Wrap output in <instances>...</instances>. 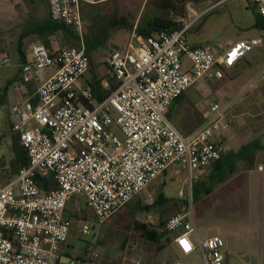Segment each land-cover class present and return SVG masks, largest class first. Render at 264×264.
I'll list each match as a JSON object with an SVG mask.
<instances>
[{"label": "built area", "instance_id": "obj_1", "mask_svg": "<svg viewBox=\"0 0 264 264\" xmlns=\"http://www.w3.org/2000/svg\"><path fill=\"white\" fill-rule=\"evenodd\" d=\"M113 1L48 0L49 14L82 38V5ZM249 1L264 21V0ZM190 26L149 38L134 30L105 59L119 86L103 101L96 100L91 85H78L92 63L83 41L80 47L55 51L35 44L26 52L12 88L18 92L33 84L36 91L13 104L10 115L29 164L11 176L0 160V264H60L71 233L65 213L76 198L93 212L98 236L106 222L162 175L186 172L184 183L192 186L222 159L234 101L226 96L203 101L204 123L190 134L175 126L169 110L200 80L222 78L262 41L195 47L188 39ZM184 58L191 63L188 71ZM7 63L0 60V67ZM91 230L84 222L81 236L87 238ZM164 230L174 236L181 254L199 251L203 264H229L225 240H202L189 206L170 217ZM99 258L94 248L80 264H101Z\"/></svg>", "mask_w": 264, "mask_h": 264}, {"label": "rangeland", "instance_id": "obj_2", "mask_svg": "<svg viewBox=\"0 0 264 264\" xmlns=\"http://www.w3.org/2000/svg\"><path fill=\"white\" fill-rule=\"evenodd\" d=\"M12 1L14 0H0V60L8 59V63L0 67V160L2 159L1 161L7 165L9 174L14 176L17 172V164L12 157L14 150L12 126L16 121L10 115V106L5 100V88L18 72L19 33L32 26L34 20L28 12V0H20L19 3ZM148 1L117 0L105 4L103 12L125 18L131 24H137L145 12ZM155 1L158 0L150 1L148 13L153 10ZM186 11L188 15L182 21L185 25H191L188 34L191 45L210 43L228 47L238 41L262 39V44L249 55V62L244 63L240 69L226 71L217 81L211 80V87H226L232 94L233 100L229 101H234L231 109L234 123L228 144L238 149L240 145L250 142L264 143V25L257 6L249 0H192L187 3ZM20 24L22 26L19 27ZM89 25L90 23H86V28ZM124 31L127 32L128 42L132 32L122 30ZM61 36L56 39L57 47L61 49L79 47L78 44L66 46ZM105 54L106 52L101 50L93 55L95 80L96 77H103L102 71L107 58ZM51 72L52 70H47L46 73ZM85 78L90 81V74ZM187 95L192 96V102L177 105L170 117L177 127L179 120L188 125L199 121L195 110L191 108L187 111L190 105L195 107L198 101L196 87L190 88ZM3 135L7 136V143L1 141ZM5 155L7 157H4ZM186 178V172L178 176L162 175L106 222L98 236L96 234L99 229H92L87 238L81 236L83 221L93 226L96 224L95 216L83 201L69 203L68 213L72 216L71 233L69 242L61 254L60 264H79L80 260L88 256L87 252L94 248L100 256L101 264L104 262L105 264H136L137 261L141 264H176L177 262L203 264L199 251L190 256L182 255L173 246L172 235L166 234L161 243H155L146 239L138 230V226L145 225L149 230L165 234L161 222H166L186 204L192 211L195 226L202 240L218 235L220 227L225 228L227 234L223 239L229 242V234H231V241L239 244L240 252L244 255L239 264H259V256L256 255H259L260 249L264 247V202L260 200L256 204V210L254 208L253 211L252 202L248 203L247 190H241L237 194V191L230 186L212 197L194 202L193 189L206 180H200L191 186L184 183ZM227 188L234 190V195L228 204H225ZM161 194L164 197L163 201L159 200ZM149 206L155 208L150 210ZM77 215L81 217H76ZM230 258V264H233V256L231 255Z\"/></svg>", "mask_w": 264, "mask_h": 264}, {"label": "crops", "instance_id": "obj_3", "mask_svg": "<svg viewBox=\"0 0 264 264\" xmlns=\"http://www.w3.org/2000/svg\"><path fill=\"white\" fill-rule=\"evenodd\" d=\"M19 1L20 0H14L12 2L19 3ZM28 1H29V5H28L29 6V10H28V8H27V10H28L30 16L32 15L31 18L34 20V24L32 26H28V28L25 31L19 33V37H18V41H17L18 42V51L20 53V59H19V64H18V72L16 73L13 81L10 84H8V86H7L8 89H7L6 96H5L6 102H7V104L10 107L13 104H16V103H18L20 101H23L26 97H28L29 95L33 94L34 91H36V87L33 84H29L27 86V88L23 89V91H18V92L14 91L13 88H12L15 79L17 78V76L20 73V66H21V63H22L23 54L26 55V52H28L31 49V47L33 45H35V44L44 45L48 49H50L52 51L61 49V48L57 47V41H56V39L59 38L60 34H54L53 32H50V31H44L43 32V37H40V35L34 33V30L36 28L35 26H37V25L39 26L41 23L45 22L50 17L48 0H28ZM18 6H19V4L17 5V7ZM26 23H27V20H26ZM18 26L20 27V26H22V24H20ZM126 38H127V32H125V31L124 32H122V31L121 32H118V31L114 32L112 34L111 40L108 43L107 47L102 49V51L106 52V54L109 55L111 52L116 50L119 46L125 44L127 42ZM256 40H262V39H256ZM193 46L198 47V46H202V45H197L196 44V45H193ZM67 48H69V47H67ZM183 62H184V70L188 71L189 68H190V65H191L190 61L187 58H184ZM246 62H249L248 58L243 60L235 68L229 69L227 71L228 72L229 71L232 72L233 70L240 69L242 67V65H244V63H246ZM94 63H95V61H94L93 56H92V63H91L90 70L88 72V74H90V77H91L90 81L87 80L84 77L79 82V84H78L79 86H82V85L96 86L98 81L105 80L104 78H106L109 75H111L109 70H108V68H107V66L104 64L105 68H103V71H102L103 77H101V78L99 77L100 79L96 77V80H95V78L93 76V71H95L94 70V68H95ZM212 81L208 80V79H202V80H200L199 82H197L193 86V87H196V92H197L196 96L198 97V99H197L198 101H197L195 107L190 105L191 107L189 109H187V111L190 110L191 108L193 110H195L196 114L199 117V121H197L196 123L193 122V123L188 125V124H183L179 120L178 121V127L176 125L175 126L181 132H183L184 134H190V133L194 132L200 126H202V124L204 123V117L200 113V106L202 105L203 101H205L207 99H210V98L219 97V96H221V97L226 96V98H228V100L232 99V94H231V92L229 90L226 89V87H224V88H219V86H212L211 87ZM100 88L102 89V94H103V92L110 90L109 81L108 80L107 81H103L101 83V85H100ZM187 92H185L184 95L180 98L181 100L178 99L172 105V107L169 110V117L172 116V113H174V110H175L177 105H181V104H183L185 102H188V101L192 102V96L191 95H187ZM95 98H96V100L99 101V99L96 96V94H95ZM231 134L232 133L230 132L227 135V139L225 141L226 153L223 156H227V154H230V153L237 154L241 150V148H243L244 146H247V145L252 143V142H250V143L242 144V145H240V148L238 147V149H234L230 144H228L229 137L231 136ZM1 141L2 142L4 141L5 143H7V136L3 135L2 138H1ZM257 142L260 143L261 146H264L263 142H260V141H257ZM12 153H13V155H12L13 160H16L15 151L13 150ZM4 157H7V155H5ZM236 162H237L236 163L237 164V168H236L235 173L233 175H231L224 183L219 185L213 191V193L210 196H208V197H212L213 195H216L218 192L220 193V190L225 189V187H229V186L231 188H234V190L237 191L236 192L237 194L240 193L241 190H247V194L246 195L248 196V203L252 202L253 211H254V208L256 210V207H257L256 204L260 200H262L264 202V149L258 150L256 152H253V150L246 151L245 155L240 156L236 160ZM214 166L215 165H213V167L210 168L207 171V173L202 177L201 181L202 180H206V182H207V181H209V179L211 177H213V175L217 171V168L215 169ZM260 167L263 168L262 171L259 170ZM8 172H9V169H8ZM166 175L175 176V171L174 170L169 171V172L166 173ZM234 190H230L229 188H227V191L225 190V198H224V203L225 204L226 203L228 204V202L231 199V197H233ZM73 201L80 202V199L76 198ZM128 205H126V206H128ZM259 209H261V207H259ZM122 210H120V211H122ZM249 210H250V208L248 209V212H249ZM117 214H115L114 216H116ZM65 216H66V218L69 221H70V218H72V216H70L69 213H68V207L66 209ZM76 217L80 218L81 215H77ZM83 222H86V221H83ZM95 225L96 224H94L92 226V229H94V230L96 229ZM224 229L225 228H221L220 227V229H218V232H217L218 235H213V236H210L209 238L214 237V236H219V237L223 238V236H225V234H227V232ZM231 236L232 235L229 234V242H227V241H225V242L227 244L228 249L231 252L230 256L231 255L233 256V264H239V262L241 261L240 259L244 255H243V253L240 252L241 249L239 248V244L237 242L231 241ZM68 242H69V240L62 246L61 254H62L65 246L68 244ZM172 244H173V246L175 248H177L179 250L178 246L176 245V243L174 241V236H173ZM179 252H180V250H179ZM87 253H89V252H87ZM254 256H255V254H254ZM256 256H259L258 257L259 258V264H264V247H262L260 249L259 255H256ZM86 258L87 257L85 256L84 259L80 260L78 263L80 264V262L85 261ZM137 262H140V261H137ZM230 262H231V258L229 257V264H230ZM104 264H105V262H104Z\"/></svg>", "mask_w": 264, "mask_h": 264}, {"label": "trees", "instance_id": "obj_4", "mask_svg": "<svg viewBox=\"0 0 264 264\" xmlns=\"http://www.w3.org/2000/svg\"><path fill=\"white\" fill-rule=\"evenodd\" d=\"M150 1L151 0L147 2L145 12L137 24H131L125 18L104 14L103 7H105V4H83L82 16L84 21V33L82 38L73 28L63 23L54 22L50 17L39 26H35L34 33L40 35V37H43L44 31L60 34L62 35V40L66 46L72 44H78V46H81V42L83 41L87 53L93 56V54L98 53L100 50L107 47L112 34L117 31L127 30L131 33L135 30L140 36L149 38L156 36L161 32H170L184 27V22L182 20L188 15L186 6L187 3L192 0H158L153 3V10L151 9L152 11L148 13ZM260 19L264 25V21L262 18ZM86 23H90L88 28H86ZM23 62H25V54L22 56V63ZM107 80L110 84V90L103 92V94L100 85L104 80L98 81L96 86H92L99 101L107 99L119 86L112 75L106 77L105 81ZM7 89L8 87L5 89V96ZM13 148L16 153L15 162L17 164V172L15 174H17L20 168L29 164V158L26 151L20 145L19 136L15 134L13 136ZM261 149H264V146H261L260 143L255 141L241 148L237 154L230 153L227 154V156H223L214 166L215 169L217 168V171L213 177L207 182L198 184L193 189L194 202L210 196L219 185L233 175L237 168L236 160L240 156L245 155L246 151L253 150V152H256ZM41 185L45 189L48 187V184H45L44 182H41ZM162 195L163 194L160 195V201H163L164 199ZM185 206L188 205L186 204ZM154 208L155 206H149L148 209L153 210ZM164 226L165 222L162 221L161 227ZM138 230L143 233L146 239L155 243H161L165 235L169 234L168 232L160 234L155 230H149L145 225L138 226Z\"/></svg>", "mask_w": 264, "mask_h": 264}, {"label": "snow or ice", "instance_id": "obj_5", "mask_svg": "<svg viewBox=\"0 0 264 264\" xmlns=\"http://www.w3.org/2000/svg\"><path fill=\"white\" fill-rule=\"evenodd\" d=\"M181 243L185 246V248H187V242L182 241Z\"/></svg>", "mask_w": 264, "mask_h": 264}, {"label": "water", "instance_id": "obj_6", "mask_svg": "<svg viewBox=\"0 0 264 264\" xmlns=\"http://www.w3.org/2000/svg\"><path fill=\"white\" fill-rule=\"evenodd\" d=\"M94 230V229H93Z\"/></svg>", "mask_w": 264, "mask_h": 264}]
</instances>
